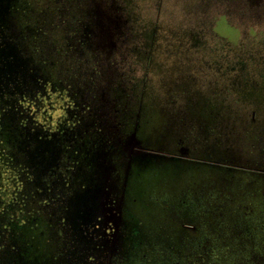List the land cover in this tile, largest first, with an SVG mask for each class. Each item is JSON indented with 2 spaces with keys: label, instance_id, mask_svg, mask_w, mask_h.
<instances>
[{
  "label": "rangeland",
  "instance_id": "obj_1",
  "mask_svg": "<svg viewBox=\"0 0 264 264\" xmlns=\"http://www.w3.org/2000/svg\"><path fill=\"white\" fill-rule=\"evenodd\" d=\"M39 1L50 19L27 20L24 41L44 31L60 44L84 35L88 16L78 0L54 19L49 0ZM106 1L121 6L109 12L127 16L128 26L108 41L107 49L116 42L112 68L94 52L88 60L76 52L83 75L76 89L95 96L101 90L90 86H111L131 120L140 109L149 145L188 151L184 159L155 155L135 164L128 245L114 264H264V174L244 169L264 166V0ZM28 3L17 0L26 10ZM64 96L55 91L41 103L45 126L57 105L65 109ZM0 169L4 203L17 183Z\"/></svg>",
  "mask_w": 264,
  "mask_h": 264
},
{
  "label": "flooded vegetation",
  "instance_id": "obj_2",
  "mask_svg": "<svg viewBox=\"0 0 264 264\" xmlns=\"http://www.w3.org/2000/svg\"><path fill=\"white\" fill-rule=\"evenodd\" d=\"M70 1L62 0L61 5V0H49L51 19L61 10L68 11ZM104 1L106 10L122 11L121 6ZM27 2L33 3L28 10L17 0H0V166L17 183L16 194L12 191L8 201L0 200V239L8 238L9 252L23 253L21 264H114L128 245L127 207L135 201L130 190L135 164L155 155L184 159L187 147L171 152L149 145L140 135V109L131 120L133 116L126 115L111 86H90L89 90H101L95 96L76 89L83 77L77 71V51L79 60H88L94 52L112 66L116 42L107 49L108 45L95 41L91 22L95 0H78L80 11L88 16L84 35L73 33V40L69 38L65 44L46 41V31L30 43L24 41L23 29L30 27L27 20L39 22L37 16L50 19L46 11L42 13L45 7L35 5L39 0ZM29 11L35 15L30 17ZM128 22L126 16L125 27ZM93 70L96 74L97 67ZM62 71L63 76H57ZM113 77L108 74L103 79L112 83ZM90 82L89 77L88 85ZM55 91L64 93L72 103L64 102L67 115L53 130L51 123L45 126L35 117L45 98ZM255 114L251 111L252 123ZM259 165L236 167L264 174V166ZM94 185L100 186L104 200L83 219H76L75 197Z\"/></svg>",
  "mask_w": 264,
  "mask_h": 264
},
{
  "label": "water",
  "instance_id": "obj_3",
  "mask_svg": "<svg viewBox=\"0 0 264 264\" xmlns=\"http://www.w3.org/2000/svg\"><path fill=\"white\" fill-rule=\"evenodd\" d=\"M103 4L96 3L93 10L94 26L96 29L95 41L101 46H107L108 41L115 35L123 24L122 17L113 16L109 10L102 7ZM104 194L99 185H94L93 188L84 190L75 197V204L77 206V218H84L89 213L90 208L94 209L97 204L102 203Z\"/></svg>",
  "mask_w": 264,
  "mask_h": 264
},
{
  "label": "trees",
  "instance_id": "obj_4",
  "mask_svg": "<svg viewBox=\"0 0 264 264\" xmlns=\"http://www.w3.org/2000/svg\"><path fill=\"white\" fill-rule=\"evenodd\" d=\"M1 239H2L3 244H0V264H21L22 261L20 260V258L23 256V253L18 250L17 251L10 250L9 252L8 251V238L4 239L1 237Z\"/></svg>",
  "mask_w": 264,
  "mask_h": 264
},
{
  "label": "clouds",
  "instance_id": "obj_5",
  "mask_svg": "<svg viewBox=\"0 0 264 264\" xmlns=\"http://www.w3.org/2000/svg\"><path fill=\"white\" fill-rule=\"evenodd\" d=\"M252 31H253V33L255 32L254 29ZM137 75H140V73H138ZM53 98H55V97H53ZM64 99H66L68 101V104L71 105L72 102H71V100L68 99L67 96H65ZM32 111L34 112L35 111V108H33ZM50 114L52 115L53 119L50 122H47V123H51V125L53 127V130H55V127L57 125V122L59 120H61L62 118H65L66 115H67L66 112L64 111V109L62 107H60L59 105H57L56 110L55 111H52ZM35 119L39 123H46V118L43 117L42 114H37L36 117H35Z\"/></svg>",
  "mask_w": 264,
  "mask_h": 264
}]
</instances>
